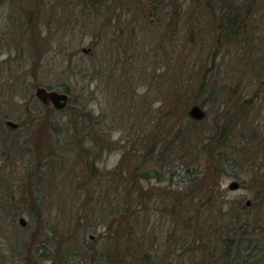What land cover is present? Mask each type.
I'll use <instances>...</instances> for the list:
<instances>
[{
    "label": "rangeland",
    "instance_id": "rangeland-1",
    "mask_svg": "<svg viewBox=\"0 0 264 264\" xmlns=\"http://www.w3.org/2000/svg\"><path fill=\"white\" fill-rule=\"evenodd\" d=\"M26 1L0 0V264H87L84 258L92 256V241L99 242L104 231L100 220L89 216L95 212L100 215L104 210L103 206L99 208L98 196L102 195L101 186L105 189L108 184L103 185L100 181L106 180L118 167L125 153L128 159L132 157L133 160L135 156L133 162L137 163L142 143L149 141L152 131L154 151L144 157L142 168L146 167V172L143 170V178H140L146 191L140 198L146 208L140 220L145 237L153 233L159 241L157 249L163 247L167 253L165 243L160 239L165 238L173 227L182 229L183 224L162 210V204L170 202L174 191L184 192L185 199L191 194L190 167L197 169V173L206 168L213 174L214 166L207 163L200 142L193 151L188 144V134L177 137V133L180 134L177 125L184 127L186 122L175 114L169 116L168 111L166 115V109L161 108L163 93L159 96L153 78L145 82L137 75L130 94L116 89L114 81L127 80L122 68L131 65L132 60L126 58L122 63L118 62V68L110 70L113 76L107 73L105 65L110 58L111 63L116 61L112 57L116 44L99 36L98 23L94 22L96 15L89 13L90 0H38L37 3L35 0L36 6L29 12L24 7ZM143 1L148 4L150 0ZM147 4L151 16L133 22L137 24L136 30L145 50L149 48L147 57L149 55L153 60V56L158 57L163 50L157 51L156 45L144 40L146 30L150 31V25H153L148 22L156 21L158 16ZM189 12L190 9L185 14L189 15ZM256 22L262 35L264 24L259 19ZM209 29H201L200 32H204L201 37H207ZM196 37L193 56H198H192L194 61L199 54L206 57L209 50L198 53L200 38ZM257 44L259 49L254 50L255 56L259 51L264 52V39ZM242 45L229 47L223 44L215 55L213 53L211 66L217 64L221 69V81L229 80L226 79L227 72L235 68V64L248 60L241 59ZM104 49L107 52H103ZM141 61L140 72L143 66L149 67L147 60L141 58ZM99 76L108 77V80L100 84ZM64 85L70 88V95L62 109H57L52 102L45 104L36 94L38 86L66 92ZM237 86L235 90L240 96L249 95L253 103V115H248L251 128L264 132V86L247 75ZM221 102L210 97L187 107L186 113L196 104L205 111V117L195 125L202 143L214 132L213 122L221 115ZM232 110L222 115H236ZM44 113H49L45 119ZM243 113L241 110V116ZM30 114L38 119L34 125L28 117ZM238 120L239 116L235 117L231 126V132L236 131L237 136L227 146L244 141ZM7 121L16 126L13 129L7 127ZM92 122L101 129L97 130L107 134L103 139L105 142L93 141L88 134L86 128L96 129ZM82 125L85 133L78 128L77 133L73 132L75 126ZM243 150L246 153L241 151L236 164L217 175L219 184L215 193L221 199L220 194L226 190L224 221H230L234 229L253 225L255 229L249 231H255L248 234L258 237L261 243L264 236V147ZM87 152L92 153L90 159L94 160L96 175L90 171L86 173L89 157L82 158L80 153ZM160 153L166 154L168 159L160 161L165 156L156 157ZM258 154L263 155L260 157L263 160L258 159ZM257 156L260 162L255 159ZM232 182L239 183V187L232 190ZM230 201L234 202L233 207L239 203L243 207L236 220L228 213Z\"/></svg>",
    "mask_w": 264,
    "mask_h": 264
},
{
    "label": "trees",
    "instance_id": "trees-1",
    "mask_svg": "<svg viewBox=\"0 0 264 264\" xmlns=\"http://www.w3.org/2000/svg\"><path fill=\"white\" fill-rule=\"evenodd\" d=\"M34 2L35 0L26 1L24 7L28 9V12L36 6ZM89 2L92 4L89 13L96 15L94 22L98 23L99 36L105 41L112 40L117 45L116 47L113 43L115 46L112 57L114 61L116 60L115 63H111L110 58V62L107 65L104 64L108 69H106L107 73L113 76L110 70L115 71L118 68L116 67L118 62L122 63L126 58L132 60L131 65L126 66V69L122 68L124 70L122 74L127 76V80L122 82L117 78L118 80L114 81L116 89L130 94L137 75L145 82H150L152 80L150 78H153L152 81H155L159 96L163 93L161 108L166 109V115L175 114L186 122L184 127L177 125L180 132V134L177 133V137L188 134V144L192 146L193 151L197 148L196 143L200 142V150L205 153L207 163H211L214 167L211 166L213 174L207 172L205 168L204 172H201L202 175L197 173V169L190 167L188 179L191 183V194L185 199L182 196L184 192L174 191L169 203H161L162 210L171 218L173 217V220L182 222L183 228L179 230L173 227L165 238L160 239L164 241L167 253L163 247L157 249L158 239L153 236V233L145 237L140 220V215L145 213L146 209L143 206L144 202L142 203L140 199L143 198V192H146L142 185L143 180L140 178H143V170L146 172V167L142 168V164L145 163L144 157L147 158L154 151L152 131L148 137L149 141L145 140L142 143L143 149L138 153L137 163L133 162L135 156L133 160L132 157L128 159V154L125 153L118 167L111 171L106 180L100 181L103 185L108 184L105 189L101 186L102 195L98 196L99 208L103 206L104 210L101 216L98 212L91 213L89 216L100 220L99 223L104 231L99 242L92 241L90 247L92 256L90 259L84 258L87 264H264V242H262L264 236L259 243L258 237L252 233V235L248 234L255 231L253 225L248 227L236 225L237 228L234 229L230 221H224L226 213L222 215V211L227 205L226 190L220 194L221 199L215 193L219 184L217 175L219 172H227L229 165L236 164L237 157L241 158V151L246 153L243 148L250 147L255 150L264 147V132L251 128L249 124L251 119L248 115L250 113L253 115L254 108L251 98L249 95L240 96L238 90H235L245 75L251 76L253 80L264 86V52L259 51L256 56L254 52L257 47V50L259 49L257 42L260 39L262 42L264 39V33L261 35L256 26L258 19L264 24V0H150L148 4L143 0H90ZM146 4L148 8L151 6L152 11L155 10L158 16L156 21L148 22L153 25H150V31L146 30L144 40L156 45L157 51L159 48L163 50L158 57L153 56V60L149 55V58L147 57L146 52L149 48L145 50L144 42L136 30L137 24L133 22L137 21V18L145 19L151 16V11L148 12ZM188 9H190L189 15L185 14ZM27 15L30 20L31 14ZM206 28H210L209 34L207 37H201L204 32L200 30L205 31ZM196 36L200 38L198 53L209 49L206 53L209 59H206L202 53L196 61L191 60L198 56L197 54L193 56L195 52L193 50L196 49L193 46L197 44ZM240 43L243 44L241 59L248 60L240 65L235 64V68L227 72L226 79L229 80L225 83L219 79L222 73L217 64L211 66L213 53L215 55L217 49L220 50L223 44L232 47ZM262 47H264L263 44ZM151 49L153 51V48ZM103 52L107 51L104 49ZM141 58L145 62L147 60L149 67L143 66L140 72ZM235 60L239 61L237 56ZM139 66L140 69H138ZM99 77L100 84L104 83L103 80H108V77L106 79ZM235 81L240 82L235 83ZM63 89L70 95L69 87L64 85ZM210 97L216 102L222 100L221 115L213 122L214 132L212 131L208 139L202 143L199 138L200 132L195 127L201 120L191 117L186 110L188 105L202 103ZM231 109L236 115H226L227 117L222 115ZM241 110L245 112L242 116ZM43 115L45 119L49 113ZM33 116L28 115L29 119ZM237 116H239L238 129L241 130L240 134L244 136L242 138L245 142H233L227 146V143L237 136L236 131L231 132V126ZM30 120L34 125L38 119ZM9 126L14 128L11 125L7 127ZM93 126L96 128L94 123ZM77 128L82 131L84 129L83 125L75 126L74 133L78 132ZM97 129L101 130L96 128L92 131L86 128L93 141L105 142L103 139L107 134ZM171 151L173 152V149ZM169 153L167 150L166 154L169 155ZM80 154L82 158L89 157V161L83 160L88 167L86 173L90 171L89 173L96 175L94 160L90 159L92 153ZM166 154L160 153L156 157L165 155L160 161L167 160ZM258 156L256 160L257 158L263 160L260 158L263 155L258 154ZM205 181L207 183H204ZM206 187L210 189L206 190ZM228 203L230 205L228 213L230 216L232 213L231 219L236 220L238 211L243 207L240 203L233 207V201ZM251 228L253 231H249ZM237 231L243 234L239 235Z\"/></svg>",
    "mask_w": 264,
    "mask_h": 264
},
{
    "label": "water",
    "instance_id": "water-1",
    "mask_svg": "<svg viewBox=\"0 0 264 264\" xmlns=\"http://www.w3.org/2000/svg\"><path fill=\"white\" fill-rule=\"evenodd\" d=\"M37 96L45 103L52 102L57 109H62L66 106L69 94L67 92L58 91L56 89H48L45 86H38L36 88ZM189 115L195 119L201 120L205 117V111L200 105H193L189 111ZM7 124L11 126H16V123L12 121H7ZM239 187V183L232 182L230 185L231 189H236ZM24 223V220H21Z\"/></svg>",
    "mask_w": 264,
    "mask_h": 264
},
{
    "label": "flooded vegetation",
    "instance_id": "flooded-vegetation-1",
    "mask_svg": "<svg viewBox=\"0 0 264 264\" xmlns=\"http://www.w3.org/2000/svg\"><path fill=\"white\" fill-rule=\"evenodd\" d=\"M48 88V87H47ZM48 89H52V88H48ZM45 103V102H44ZM50 103V102H49ZM45 104H48V103H45ZM7 123V122H6Z\"/></svg>",
    "mask_w": 264,
    "mask_h": 264
}]
</instances>
